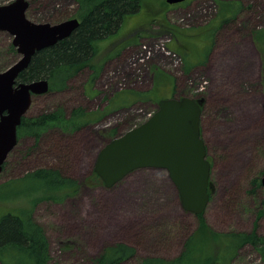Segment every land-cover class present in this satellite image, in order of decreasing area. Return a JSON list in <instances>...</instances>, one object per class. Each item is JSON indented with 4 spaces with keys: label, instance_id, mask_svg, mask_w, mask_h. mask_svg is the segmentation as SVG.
I'll use <instances>...</instances> for the list:
<instances>
[{
    "label": "rangeland",
    "instance_id": "1",
    "mask_svg": "<svg viewBox=\"0 0 264 264\" xmlns=\"http://www.w3.org/2000/svg\"><path fill=\"white\" fill-rule=\"evenodd\" d=\"M12 1L0 0V6ZM27 1V18L35 23H61L78 10L76 0ZM263 29L264 0H189L174 7L166 0H142L141 10L124 20L119 34L98 45L91 63L98 73L86 70L69 82L67 91L33 99L26 117L59 107L69 115L82 107L93 120L67 135L52 130L37 146L29 135L18 138L0 175V216L33 210L49 239L52 264H96L117 244L136 250L120 264L174 262L199 220L182 209L166 171L137 170L111 189L92 186L86 179L106 144L147 121L160 101L196 99L205 93L210 100L204 124L221 144L211 152L215 166L204 219L215 233L251 234L256 228L264 238V43H254ZM188 31L202 35L203 39L195 38L196 45L212 42L209 55L193 49ZM12 40L0 33V71L20 59ZM225 83L228 88L223 89ZM250 122L259 123L260 133L248 144L242 142L241 153L234 154L232 137ZM50 168L77 181L80 191L61 196L60 202L46 200L35 182L48 185L25 179ZM228 264L264 262L246 245Z\"/></svg>",
    "mask_w": 264,
    "mask_h": 264
},
{
    "label": "trees",
    "instance_id": "2",
    "mask_svg": "<svg viewBox=\"0 0 264 264\" xmlns=\"http://www.w3.org/2000/svg\"><path fill=\"white\" fill-rule=\"evenodd\" d=\"M76 1L80 5L77 12L81 19L80 27L68 39L37 53L29 67L19 76L18 82L48 80L49 93L54 90L67 91L69 82L91 67L100 41L116 34L122 28L126 17L137 14L142 6V0ZM263 38L264 31L256 35L257 41ZM11 48L16 49L14 46ZM92 120L93 115L82 107L75 108L69 115L64 108L59 107L55 112L38 117H24L18 128V138L29 135L37 146L52 130H60V134L67 135L81 130ZM259 133L260 126H257L253 134L257 136ZM243 141L244 138L240 139L238 145ZM61 147L60 145V150L64 149ZM25 180L45 182L48 186L36 181L35 189L43 190L44 198L54 202H60L61 196L76 195L81 189L77 181L64 175L60 169H43L28 175ZM86 180L92 186H104L95 171ZM197 218L199 226L186 241L185 251L179 259L171 263L148 259L144 264H228L237 251L246 245L253 247L264 262V238L258 234L256 228L251 234L224 235L215 233L203 214ZM194 243L196 250L192 252ZM135 254L136 250L132 246L117 244L108 247L96 260V264H120L133 258ZM0 264H52L49 239L43 227L33 217V210L23 208L0 216Z\"/></svg>",
    "mask_w": 264,
    "mask_h": 264
},
{
    "label": "water",
    "instance_id": "3",
    "mask_svg": "<svg viewBox=\"0 0 264 264\" xmlns=\"http://www.w3.org/2000/svg\"><path fill=\"white\" fill-rule=\"evenodd\" d=\"M187 0H166L178 5ZM29 2L15 0L0 6V33L9 34L20 59L0 71V175L18 143V128L33 98L49 93L48 80L18 82L34 56L68 39L79 27L77 19L57 24L35 23L27 18ZM201 108L190 98H170L139 126L112 139L99 152L94 171L111 189L137 170L166 171L176 187L182 209L195 216L210 202L211 167L200 129ZM264 186V174L262 178Z\"/></svg>",
    "mask_w": 264,
    "mask_h": 264
},
{
    "label": "flooded vegetation",
    "instance_id": "4",
    "mask_svg": "<svg viewBox=\"0 0 264 264\" xmlns=\"http://www.w3.org/2000/svg\"><path fill=\"white\" fill-rule=\"evenodd\" d=\"M13 1H15V0H13ZM12 1V2H13ZM27 1V0H26ZM189 0H187L186 2H188ZM77 2V1H76ZM186 2H184V3H186ZM9 3H11V2H9ZM8 3V4H9ZM77 4H78V10H79V7H80V5H79V3L77 2ZM183 4V3H182ZM182 4H178V6L179 5H182ZM30 6V5H29ZM170 7H174V6H177V5H169ZM29 9V8H28ZM78 10H77V12H78ZM129 16H127L126 17V19L128 18ZM71 19H77L79 22H80V24H81V19L78 17V15L76 14L73 18H71ZM68 20H70V19H68ZM168 22V21H167ZM167 25H169V23H166ZM169 29H172V27L171 26H169ZM169 29H166V30H168V31H170ZM261 32L262 31H264V29L263 30H260ZM119 32H120V30L116 33V34H114V35H111V36H109V37H107V38H105L104 40H102V41H100V43H103V42H105V41H107V40H109V39H111L112 37H114V36H116L117 34H119ZM189 33H187V36H189L192 40H193V42H194V44L196 43L195 42V38H202L203 39V37H202V35L199 33V32H191V31H188ZM258 35V34H257ZM138 37H140V35L138 36ZM138 37H136V38H134L133 39V41H136V40H138ZM199 39V40H200ZM204 42V43H203ZM202 42V45H194L193 46V49H195V51L197 52V53H199V54H208L209 55V52H210V49H211V47H212V42L211 43H207V42H205V41H203ZM99 43V44H100ZM254 43H255V45H258V44H263L264 43V38L263 39H261L260 41H257L256 40V36L254 37ZM262 46H260V48H261ZM206 57V56H205ZM207 58V57H206ZM202 60V59H201ZM201 60H198V61H196V64L197 63H200V61ZM204 60V59H203ZM195 64V63H194ZM86 70H89V71H91V72H94V73H98V71L97 70H94V69H91V67H88V68H86ZM85 70V71H86ZM219 84V86L220 85H222V84H220V83H218ZM228 88V84L227 83H225V85L223 86V89H225V88ZM230 95V94H229ZM36 97H39V96H36ZM35 98V97H34ZM33 98V99H34ZM191 98V97H190ZM192 99H194V98H192ZM211 99L212 100H214V96L213 97H211ZM197 103H198V105L200 106V108H201V119H200V129H201V136H202V139H203V141H204V145H205V148H206V154H207V160L209 161V163H210V167H211V176H212V173H213V168H214V166H215V164L213 163V158L211 157L212 155H211V152L213 151V149H214V147L215 146H217L218 144H221V142L218 140V138L214 135V134H212V132L209 130L210 129V127H208V126H206L205 124H204V117H205V111H206V106H207V104H208V100H210V99H208V97H207V94H203V95H201V97H197L196 99H194ZM33 103V102H32ZM257 124L258 123H254V122H250L249 123V125L248 126H246V129L244 130V129H242V131H241V134H238V135H236V136H234V138L232 137V139H233V143H231V146H233L232 147V151H233V153L234 154H240L241 152V150L243 149H240V146H242V144H240V145H238L239 143H238V141L240 140V139H242V138H244V141L243 142H245V141H247V143L246 144H248L249 142H251L253 139H255V135L253 134L254 132H255V127H257ZM236 130H238V129H236ZM238 132H235V134H237ZM237 144V145H236ZM212 161H211V160ZM238 166H241V165H238ZM264 174V173H263ZM211 176H210V188H209V194H210V199H211V188H212V182H211ZM262 178H263V176H262ZM262 178H261V185L263 186V184H262ZM204 214V213H203ZM197 217V216H196Z\"/></svg>",
    "mask_w": 264,
    "mask_h": 264
}]
</instances>
